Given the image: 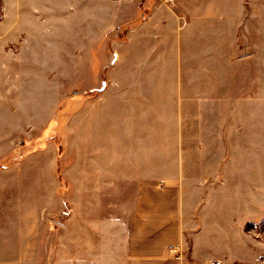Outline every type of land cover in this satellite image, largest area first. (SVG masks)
Returning <instances> with one entry per match:
<instances>
[{
    "label": "rangeland",
    "instance_id": "obj_1",
    "mask_svg": "<svg viewBox=\"0 0 264 264\" xmlns=\"http://www.w3.org/2000/svg\"><path fill=\"white\" fill-rule=\"evenodd\" d=\"M142 248L264 264V0H0V264Z\"/></svg>",
    "mask_w": 264,
    "mask_h": 264
},
{
    "label": "crops",
    "instance_id": "obj_2",
    "mask_svg": "<svg viewBox=\"0 0 264 264\" xmlns=\"http://www.w3.org/2000/svg\"><path fill=\"white\" fill-rule=\"evenodd\" d=\"M159 206L156 204H147L143 206L138 207V213L140 214L137 216V221L135 222V225L137 226V229L141 231V233L138 234L137 242L139 244H145L146 243V237L149 233V231H155L153 236L158 235L157 237L161 240H164L166 236H168L169 232L168 230L162 231L163 229H169L167 226L161 227L160 221L158 220V216L156 213H158ZM148 214V215H147ZM134 225V224H132ZM132 225H129V228L132 227ZM171 228V227H170ZM149 236V235H148ZM152 254H146L145 249L142 248L141 251H138L137 253L130 254L125 261H131V264H140L139 262L145 261L146 257H151ZM127 264H130L129 262Z\"/></svg>",
    "mask_w": 264,
    "mask_h": 264
},
{
    "label": "built area",
    "instance_id": "obj_3",
    "mask_svg": "<svg viewBox=\"0 0 264 264\" xmlns=\"http://www.w3.org/2000/svg\"><path fill=\"white\" fill-rule=\"evenodd\" d=\"M164 1H169V0H164ZM216 264H220V262L218 261Z\"/></svg>",
    "mask_w": 264,
    "mask_h": 264
}]
</instances>
